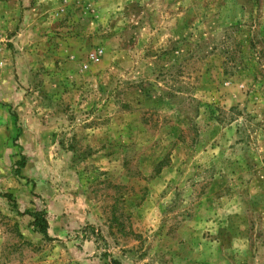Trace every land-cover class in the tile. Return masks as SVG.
Instances as JSON below:
<instances>
[{
  "label": "rangeland",
  "instance_id": "1",
  "mask_svg": "<svg viewBox=\"0 0 264 264\" xmlns=\"http://www.w3.org/2000/svg\"><path fill=\"white\" fill-rule=\"evenodd\" d=\"M0 32V264H264V0H0Z\"/></svg>",
  "mask_w": 264,
  "mask_h": 264
},
{
  "label": "trees",
  "instance_id": "2",
  "mask_svg": "<svg viewBox=\"0 0 264 264\" xmlns=\"http://www.w3.org/2000/svg\"><path fill=\"white\" fill-rule=\"evenodd\" d=\"M21 166L24 165L23 163L20 164ZM17 172V171H15ZM17 174V173H16ZM43 214L44 213H40L39 215L37 213H32L31 214V218H33V225L38 227V231L43 234L44 238L47 237V232H46V224L45 221L43 219ZM48 238V237H47Z\"/></svg>",
  "mask_w": 264,
  "mask_h": 264
},
{
  "label": "crops",
  "instance_id": "3",
  "mask_svg": "<svg viewBox=\"0 0 264 264\" xmlns=\"http://www.w3.org/2000/svg\"><path fill=\"white\" fill-rule=\"evenodd\" d=\"M27 16H28V14L25 13L21 28H23L26 25L25 22L27 21ZM25 31H26V28H25ZM20 36H22V37H20ZM19 39L21 40V42L24 46L29 47L28 36H25V32H23V31L17 35L15 34L14 37L10 38V42H12L16 45L19 42Z\"/></svg>",
  "mask_w": 264,
  "mask_h": 264
},
{
  "label": "built area",
  "instance_id": "4",
  "mask_svg": "<svg viewBox=\"0 0 264 264\" xmlns=\"http://www.w3.org/2000/svg\"><path fill=\"white\" fill-rule=\"evenodd\" d=\"M6 44H7V39L0 32V53L4 50ZM91 57H93V55Z\"/></svg>",
  "mask_w": 264,
  "mask_h": 264
}]
</instances>
